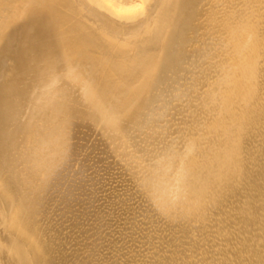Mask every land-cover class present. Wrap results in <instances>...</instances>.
Instances as JSON below:
<instances>
[{"label":"bare ground","instance_id":"obj_1","mask_svg":"<svg viewBox=\"0 0 264 264\" xmlns=\"http://www.w3.org/2000/svg\"><path fill=\"white\" fill-rule=\"evenodd\" d=\"M0 264H264V0H0Z\"/></svg>","mask_w":264,"mask_h":264},{"label":"rangeland","instance_id":"obj_2","mask_svg":"<svg viewBox=\"0 0 264 264\" xmlns=\"http://www.w3.org/2000/svg\"><path fill=\"white\" fill-rule=\"evenodd\" d=\"M182 81H183V80H182ZM75 139H76V140H75ZM75 139H73V140H75V142H74V141H73V142L76 144V143L78 142V139H77V138H75ZM87 142H88V141H84V143H83L81 140H79V142H78L77 144L81 145V147L79 146V149H78V148L73 149L74 153H72L73 151H72L70 148H69L70 150L67 149V151H69V153H68L67 151H66V153H65V155H67V156H64V155H63L61 158H58L59 160H58V159L54 160V161L56 162V164H55L54 161H52V162H54L53 165H51L52 163H51V164L49 163V165H50L51 167L48 168V170H49V169H51V170H49L48 172H46V171H47L46 169H44V171H43V168L41 169V168H40L39 166H37V165L34 166V168H37V169H36L37 171L34 173L33 177L36 178L35 176L38 175V179H39V180H40V179L42 180V181L40 180V181H41L40 184H41V183H43V184L45 183V185H47V186H52V185H53V187L56 189V188H58L57 185L59 186V188H60L61 185H59L60 183L58 184V182L56 183V182L53 181L52 179H54V180L57 179L58 181H59V180H62V178L59 179V178H60V175H59L60 173H59V172H56V170L58 171V170H59V167H62V168H63L64 165H63L62 163H64V164L66 163V165H69V164H70V165H71V164L74 165V160H75V159H73V161H72V159H70L71 157L74 158L75 156L77 157L78 155H81V156H82V155H85V154H87V155L93 154V156H94L95 153H96V156H94V158H96V160H95L94 158L91 159V157H92L91 155H90L91 157H90V156L88 157L87 155H85V156H87V157H82V158H83V159H81V160H82V164H81V161H79L80 159L77 158L80 164H79V163L77 164V162H75L76 165L73 166L74 169L72 168L73 172L76 171V169L79 168V166H80V168H81V166H82V168H84L83 163H84V160H87V158H88V159L90 158L92 161H97V156H98V157L100 158L101 163H102V161H103L104 159H102V158H103L102 156L97 155V154H98V153H97L98 147H96V149H95V147L93 146V148H92L93 151L96 150V152L94 151V153H93V151L91 150V148H90V149H86V147H85L84 149L82 148V146H83L84 144H87ZM80 143H81V144H80ZM82 143H83V144H82ZM88 143H89V142H88ZM75 144H74V145H75ZM89 145H90V144H89ZM86 146H87V148L90 147V146H88V145H86ZM101 146H102V145H101ZM77 147H78V146H77ZM83 147H84V146H83ZM81 148H82L83 152H82ZM99 148H103V147H99ZM75 150H76V151L81 150V151L78 152V153H81V152H82L83 154H82V153H81V154H78V155L76 154V155L74 156L73 154H75ZM84 150L86 151V153L84 152ZM87 150H88V151L90 150L89 153L92 151V153L89 154V153L87 152ZM103 150H104V149H103ZM104 151H105V150H104ZM104 151H102V150L100 149L98 152H100L99 154H101V152H103L101 155H104V153H105ZM70 152H71V153H70ZM70 154H72V155H70ZM68 155H69V157H68ZM70 156H71V157H70ZM73 156H74V157H73ZM81 156H79V157L81 158ZM67 157H68V158H67ZM101 157H102V158H101ZM65 158H66L67 160L73 162V163L67 162V160H66ZM84 158H86V159H84ZM99 158H98V159H99ZM62 159H63V160H62ZM90 159H89V164H88L87 162H85V163H86L85 165H87V164L90 165V163H91V160H90ZM101 159H102V160H101ZM110 159H111V161L113 160L112 157H111ZM110 159H109V160H110ZM109 160H108V161H109ZM87 161H88V160H87ZM98 161H99V160H98ZM98 161H97V163H98V165H100V164H99L100 161H99V162H98ZM104 161H105V163H107L106 160H104ZM35 162H36V161H31V162H30V160H29V162L27 161V162H25V163L20 162L19 168L21 167V168H24V169H25V167H27L28 165H29V166L34 165ZM58 162H59V163L61 162V166H60V164H59ZM21 163H22V164H21ZM27 163H28V165H26ZM40 163H41V162H40ZM67 163H69V164H67ZM95 163H96V162H95ZM95 163L93 162L92 165L95 164ZM105 163H103V164H105ZM24 164H25V166H24ZM103 164L100 165V166H103V167H101V168H100V166L97 167V164H95L94 166L91 165V168L93 169V167H97V168H95V169L99 170V168L102 169V168L105 167V165H103ZM55 165H56V166H55ZM88 165L86 166V168L89 167ZM53 166H54V168H53ZM77 166H78V167H77ZM64 167H65V168L69 167L68 169H64V170H63V171H66V170H67L66 172H68V170H70V167H71V166H67V167L64 166ZM76 167H77V168H76ZM38 168H39V169H38ZM62 168H61V169H62ZM86 168H84V170H86ZM91 168H89V171H90V172L94 171L95 174H96L97 171L94 170V169L91 170ZM115 168H116V169H115ZM115 168L112 169L113 172H115V171L119 168V169L117 170V172H115V173H117V174L119 173L118 171H120V170L122 169L120 166H117V165H116ZM61 169L59 170L60 172L62 171ZM107 169H108V168L106 167V170H107ZM114 169H115V171H114ZM25 170H26V169H25ZM72 170L69 171V172H72ZM80 170H81V169H80ZM80 170L78 169L77 172H80ZM106 170H103V169H102V170H99L100 172L98 171V173H97L96 175H94V172H93V176L95 177V179L97 178V179H96V182L102 181V180L104 179V176L101 175V172H102V173L104 172L103 174H106V175H107L108 170H107V172H106ZM112 170H110V171H112ZM41 171H43V172H41ZM54 171L57 173L56 176H54V174H55ZM63 171H62L61 173H63ZM82 171H83V169H82ZM87 171H88V170H86L85 172L83 171V172L86 173V174H88V175H91V174H92V173L89 174L90 172L87 173ZM24 172L27 173V170L24 171ZM38 172H39L40 174H37ZM45 172H46V173H45ZM49 172H50V173H49ZM73 172H72V173H73ZM44 173L46 174V177H47V178L44 176V175H45ZM51 173H52V174H51ZM84 173H82V174H84ZM99 173H100V175H98ZM50 174H51L52 177L50 176ZM65 174H66V173L64 172L63 175H65ZM69 174H70V176H71V173H69ZM69 174H68V175H69ZM74 174H75V173H74ZM76 174H77V173H76ZM78 174H79V173H78ZM78 174H77V175H78ZM57 175H59V176H57ZM72 175H73V174H72ZM77 175H75V176L77 177ZM80 175H81V173H80ZM80 175L78 176L79 179H83V178L85 177V180H86V178L88 177V175H82V178H80ZM97 175H98L99 177L101 176L100 179H102V180H98L99 177H97ZM114 175H116V174H114ZM43 176H44L45 178H44ZM66 176H67V175H66ZM70 176H69V179H71V177H72V178H73V177L75 178V176H71V177H70ZM91 176H92V175H91ZM93 176H92V177H93ZM117 176H118V175H116L115 177H117ZM41 177L45 180V182H43V179H42ZM49 177H50L51 180L49 179ZM56 177H59V178H56ZM61 177H62V175H61ZM64 177H65V176H64ZM64 177H63V180H62L63 182H64L65 180L67 181V177H68V176L65 177V178H64ZM92 177H90V178H92ZM102 177H103V178H102ZM107 177H109V176H107ZM107 177H105V178H107ZM34 178H32V179L34 180V183H35V184H39V180H38L37 178H36V179H34ZM88 178H89V177H88ZM88 178H87L86 181H89V180H90V178H89V180H88ZM109 178H110V177H109ZM109 178H107V179H109ZM117 178H120V177L118 176ZM48 179H49L51 182L48 181ZM69 179H68V181H69ZM76 179H77V178L73 179V181H76V182H73V181L71 180V183H70V182L67 181V183L69 184V187H67V186L65 185V186L68 188V190L70 191L71 196H73L74 194L77 193V194H76L77 196L74 195L73 198H74L75 196H76V197L79 196V194H78L79 191H80L81 193H82L83 191H85V192L87 193L88 190L91 191V189H92V193L94 194V193H95V190L98 189V191L96 190V191H97V194H96V193H95V194L98 195L99 197H100V196L102 197V202H98V200H96V201L98 202L99 207H101V209H100V208H97V207H96V209H99V210L102 211V209H103V207H104L103 205H106V204L108 205V203H110V201H112L111 204H110L111 206L109 205L110 207H112L114 201H115L114 204H117V206H116V205H115V206L113 205V206L115 207L114 209L112 208L114 211H116V210L119 209V208H118L119 205H120V204H119L120 202H118L119 200H118L117 198L115 199V198L112 196V194L106 192V190L109 191L108 189H109L110 187H112V188L115 187V186H114V184H116L115 182H116V181L119 182L120 180H116V178H113V180H116V181H114V182H113V180H110V181L113 183V185H112L111 182L106 181L107 183L110 184V185H109V184H107V183L105 182L106 185H104V188H105V186H106V188H108V189H106V190H105V189L103 190L102 182H99V184L101 183V184H100V185H101V188L99 187V185H98V183H97L98 186H97V185H96V186L99 187V188H97V187L95 186L96 189L93 190L94 188H93L92 186H94V185L91 186L90 184H91V182H94V184H96V183H95V179H94V181H93V180L90 181V184H89V182H88V185L85 183V182H86L85 180H82V181L80 180V181H78V179H77V180H76ZM92 179H93V178H92ZM107 179H106V180H107ZM110 179H111V178H110ZM57 180H56V181H57ZM84 181H85V182H84ZM104 181H105V179H104ZM53 182H55V183H53ZM59 182H60V181H59ZM82 182L85 183V184L87 185V187L90 185V186H91V189H90V187H89V189H87V191H86V187L84 188V186H82V184H81ZM118 182H117V184H118ZM48 183H49V185H48ZM51 183H52V184H51ZM67 183L64 182V184H67ZM72 183H78V184H80V185H81L80 188L82 189V187H83V191L79 190L80 188H79V189H76V188H75L76 190H79V191H75V189L72 188V189L74 190V192H75L74 194H72L73 191L71 192L72 189H71L70 187L76 185V184L73 185ZM103 184H104V182H103ZM117 184H116V187H117V186H122V185H119V184L117 185ZM45 185H43V186H44V187H47V186H45ZM62 185H63V184H62ZM70 185H71V186H70ZM65 186H64V187H65ZM109 186H110V187H109ZM53 187H52V188H53ZM64 187H62V188L64 189ZM66 187H65V190H66ZM75 187H76V186H75ZM78 187H79V185H78ZM78 187H77V188H78ZM48 188L51 189V187H47V188H46L47 191L45 190V193H44L47 197H46L45 195H44V196L46 197V199H47L48 197H50V198L47 199V201L49 200V202L51 201V203H52V202L55 203V200H56L57 198H60L61 195H63L62 193H60L61 191H63V189H62V188H60L61 190L59 189V191H60L59 194L55 193V195H60V194H61V195H60V197L57 196V197H55V199H54V197L52 198V195L54 194V193H53L54 191H52V190H53L54 188L51 189V190L48 189ZM70 189H71V190H70ZM84 189H85V190H84ZM99 189L102 190V191H100ZM48 190H49V191H48ZM57 190H58V189H57ZM57 190H56V192H57ZM50 191H51V192H50ZM69 191H67V193H69ZM46 192H50V194H49V193H46ZM63 192H64V191H63ZM98 192H100V193L103 192V194H104V192H106L107 194H104V197H103V196L101 195L102 193L99 195ZM110 192H111V191H110ZM52 193H53V194H52ZM70 193H69L67 196H70ZM51 194H52V195H51ZM64 194H66V191H65ZM84 194H85V193H83V195H84ZM87 194H88V196H89V192H88ZM93 194H91L90 196L92 197V196L95 195V194H94V195H93ZM109 194H110L111 196H110ZM83 195L79 196V198H81ZM105 195H106V197H105ZM107 195H108L109 199H107V198H108ZM53 196H54V195H53ZM84 196H86V195H84ZM84 196H83V197H84ZM88 196H87V197H88ZM98 196H97V197H98ZM63 197H64V198H63ZM63 197H62L63 199L67 198L66 195H65V196L63 195ZM83 197H82V198H83ZM110 197H111V198H110ZM112 197H113V198H112ZM62 198H61V199H62ZM70 198H72V197H70ZM85 198H86V197H85ZM88 198H89V197H88ZM88 198H87V200H88ZM95 198H96V197H95ZM104 198L108 200V201L106 202V204H104L105 201H104V203H103V199H104ZM61 199H58L59 201L56 200V203H55V204H57V201L60 202ZM97 199H98V198H97ZM43 200H45V198H44ZM68 200H69V201H72V200H74V199H69V197H68ZM78 200H79V199H78ZM81 200H82V199H80V202H79V205H78V206H80ZM94 200H95V199H93V201H94ZM99 200H101V198H100ZM47 201H44V202H47ZM62 201H63V200H62ZM62 201H61V202H62ZM69 201H68V202H69ZM74 201H75V200H74ZM83 201H84V202H83ZM85 201H86V199L82 200V202H83V206H85V205H84V204H85ZM93 201H92V198H91V199L88 200V202H87V201H86V202H87L89 205H90L89 202H92L91 205H92V204L94 205ZM61 202L59 203L60 205L63 204V203L61 204ZM68 202H67V204H65L66 202H65V200H64V204H63V206H64V208H65V206L67 205V206H66V207H67L66 209H70V210H71V207H73V204H72L73 201H72V203L70 202L71 204L69 203L70 205H72L70 208H69ZM75 202H76V203L78 202L77 199H76ZM94 202H95V201H94ZM53 203H52V205H53ZM76 203H75V204H76ZM100 203L103 204V205L101 206ZM48 204H49V203H48ZM75 204H74V205H75ZM77 204H78V203H77ZM88 204H87V207H88V208H91V206L89 207ZM95 204H97V203L95 202ZM81 205H82V204H81ZM93 205H92V208H93ZM107 205H106L105 207H107ZM49 206H50V205H48V208H49ZM58 206H59L58 204H57L56 206L53 205L52 207L50 206L51 208H49V209L53 210V207H55L54 209L57 208V209H58V212H59L60 209H61L63 206H61V208H60V206H59V207H58ZM75 206H76V208L74 207L73 209H77V208H78L77 205H75ZM109 206H108V208H110ZM87 207L85 206V210H87V212H89L90 210L88 211V209H86ZM81 208H84V207H80V209H81ZM108 208H107V209H108ZM62 209H63V208H62ZM62 209H61V210H62ZM78 209H79V208H78ZM96 209H95V212H96ZM70 210H69V211H70ZM83 210H84V209H83ZM83 210H82V211H83ZM103 210H104V214H105L106 208H104ZM109 210H110V209H109ZM113 210H111L110 212L112 213ZM55 211H56V210H55ZM55 211H54V213H57V212H55ZM64 211H65V209H64ZM71 211H72V210H71ZM76 211H79V213L82 212L81 210H76ZM92 211H93V210H91L90 212L92 213ZM97 211H98V210H97ZM107 211H108V210H107ZM107 211H106V213H108ZM61 212H62V214H63V211H60V213H61ZM65 212H66V211H65ZM74 212H75V211L73 210L72 212H69V214H71V213L73 214ZM83 212L85 213V211H83ZM83 212H82V213H83ZM90 212L87 213V214H86V213H85V214L83 213V215H84V216H85V215H88V214H90ZM93 212H94V211H93ZM67 213H68V212H67ZM102 213H103V212H102ZM77 214H78V213L76 212V215H77ZM100 214H101V213H100ZM116 214H117V213H116ZM58 215H59V213H58ZM76 215H74V217H76ZM90 215H91V214H90ZM93 215H94V214H92L91 216H93ZM96 215H97V214H96ZM59 216H60V215H59ZM72 216H73V215H71L70 217H72ZM79 216L82 217V218H84V216H82V215H80V214H79ZM100 216H102V214H101ZM100 216L98 215V222L101 220V223L103 222L102 224H100V225H96V223H97V224H99V223H98V222L93 223L94 220L92 219L93 221H92V220H88L89 222L87 221L89 224H86V227L91 228V231H93L94 228H93V230H92V227H94V226H92L91 223H93V225H94V224L96 225V228H95V229H98L97 226L100 227V226L103 225L104 223H105V225H106V224H107V225H112L111 222L113 223V222L117 219V215L115 216V215L113 214V217H110V220H111V221H108V222H107V221H106V218H104V216H102V217H103V220L106 221V222H104ZM107 216H108V215H107ZM114 216L116 217L115 220L113 219ZM85 217H86V219H87V217H89V216H85ZM94 217H95V216H94ZM94 217H92V218H94ZM96 217H97V216H96ZM99 217H100V220H99ZM105 217H106V214H105ZM77 218H79V217H77ZM82 218H81V219H82ZM89 218H90V217H89ZM111 218H112V219H111ZM118 218H119V217H118ZM66 219H67V217H66ZM81 219H80V220L78 219L77 222L79 223V222L81 221V223H82V222H85V223H86V219H85V218L82 219V220H81ZM73 220L75 221V218H73ZM83 220H85V221H83ZM95 220L97 221L96 218H95ZM112 220H114V221H112ZM119 220H120V218L117 220V222H118ZM69 221H70V220H69ZM69 221H68V223H71V222H69ZM121 221H122V223L124 222L122 218H121L120 222H121ZM75 222H76V221H75ZM109 222H110V223H109ZM117 222L115 221L116 225H117V224H118V225L120 224V225H119V226H120L119 229H120L122 224L119 223V222L117 223ZM66 223H67V222H66ZM66 225H70V224H66ZM81 225H82V227L84 228V225H85V224H84V225L81 224ZM81 225H80V226H81ZM88 225H89V226H88ZM105 225H104V226H105ZM107 225L105 226V227H107V229H106L105 227H104L103 229H105L104 231L107 230V232H108V230H110L111 228H109ZM126 225H128V223H126V222L123 223V226H124V228L126 229V231L124 230L123 227H122L123 230L120 229V231L122 230V231L127 232ZM130 225H131V224H129L128 226H130ZM90 226H91V227H90ZM114 226H115V225L113 224L112 228H114ZM102 227H103V226H101L100 229H98V231H99L98 233H100V230H102ZM110 227H111V226H110ZM116 227H118V226H115V229H116ZM69 229H70V228H69ZM75 229H76V227H75ZM75 229H74V230H75ZM77 229H78V228H77ZM130 229H131V228H130ZM71 230L73 231V229H71ZM113 230H114V229H113ZM113 230H112V229L110 230V232H112L113 235H115V232H116V234L118 233V234L120 235V233H119L120 231L117 232V229H116V231L113 232ZM94 231L96 232L97 230H94ZM104 231H102L103 233H102V232L100 233L101 236H100V234H99L100 237H103L104 239L106 238L107 241H108L109 239H115V240L117 239V241L115 242V244H116L117 242H118V243L120 242V241L118 240V237H117L118 234H117V236H116V235H115V236H112L111 234H110V236H109V235H106L107 233H105ZM128 231H129V228H128ZM95 232H94V235H93L91 238H88V239H90L91 241H94L92 238H94L95 235H96V236L98 235V234H95ZM110 232H109V233H110ZM125 232H124V233H125ZM90 234H91V233H90ZM96 236H95V237H96ZM99 236H98V237H99ZM82 237H85V236L83 235ZM98 237H97V238H94V239H96L95 241L98 240ZM119 237H120V236H119ZM103 238H99V239H100V240H101V239L103 240ZM81 239H82V238H81ZM88 239L85 238V240H88ZM106 239H105V240H106ZM82 240H84V238H83ZM85 240H84V241H85ZM90 240H88L87 242H89ZM100 240H98V241H100ZM91 241H90V242H91ZM95 241H94V242H95ZM103 241H104V240H103ZM107 241H104V243L107 242ZM109 242H110V241H108V243H109ZM95 243H97V242H95ZM102 243H103V242H102ZM104 243H103V245H104ZM98 244H100V242H98ZM119 244H120V243H119ZM100 245H102V244H100ZM103 245L101 246V248H100V247H99V248L102 250V249H103L102 247H104V248L106 247L105 249H107L108 244H107V246H103ZM105 245H106V244H105ZM120 245H121V244H120ZM113 246H115V245L113 244ZM116 246H119V245L116 244ZM100 249H99V250H100ZM107 250H108V249H107ZM107 250H106V251H107ZM106 251L104 250V254H106V253H105ZM108 251H109V250H108ZM108 251H107V252H108ZM99 252H100V251H99ZM99 252H97V253H99ZM101 252H102V251H101ZM102 253H103V252H102ZM104 254H102V255H101V253L97 254V255H100V256H97L98 258H95L96 255H94V258H95V259H99L101 256L103 257ZM104 256H105V255H104Z\"/></svg>","mask_w":264,"mask_h":264}]
</instances>
